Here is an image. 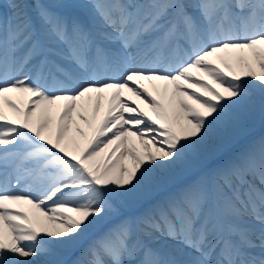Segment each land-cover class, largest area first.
<instances>
[{
    "label": "snow or ice",
    "instance_id": "obj_1",
    "mask_svg": "<svg viewBox=\"0 0 264 264\" xmlns=\"http://www.w3.org/2000/svg\"><path fill=\"white\" fill-rule=\"evenodd\" d=\"M257 118L264 0H0V264H264Z\"/></svg>",
    "mask_w": 264,
    "mask_h": 264
},
{
    "label": "rangeland",
    "instance_id": "obj_2",
    "mask_svg": "<svg viewBox=\"0 0 264 264\" xmlns=\"http://www.w3.org/2000/svg\"><path fill=\"white\" fill-rule=\"evenodd\" d=\"M261 124H264V121H261L259 118L256 119V121L250 126L249 131H248V136L254 132L255 130L258 129V126H260ZM247 136V138H248Z\"/></svg>",
    "mask_w": 264,
    "mask_h": 264
},
{
    "label": "bare ground",
    "instance_id": "obj_3",
    "mask_svg": "<svg viewBox=\"0 0 264 264\" xmlns=\"http://www.w3.org/2000/svg\"><path fill=\"white\" fill-rule=\"evenodd\" d=\"M138 103H139V101H137ZM143 106V105H142ZM83 127H85V131H88V129H87V127L86 126H83ZM263 132V131H262ZM74 134V133H73ZM25 210H29V209H27V208H25Z\"/></svg>",
    "mask_w": 264,
    "mask_h": 264
}]
</instances>
